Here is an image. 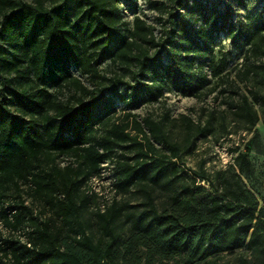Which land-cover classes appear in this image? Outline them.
I'll return each mask as SVG.
<instances>
[{
	"label": "trees",
	"instance_id": "16d2710c",
	"mask_svg": "<svg viewBox=\"0 0 264 264\" xmlns=\"http://www.w3.org/2000/svg\"><path fill=\"white\" fill-rule=\"evenodd\" d=\"M120 1L0 0V264H216L243 247L238 264H264V193L243 183L253 176L247 152L236 148L239 172L220 189L190 186L177 172L186 145L165 130L168 116L137 119L131 111L164 89L203 99L218 83L223 94L240 81L248 88L237 113L250 128L264 125V45L254 36L260 29H250L258 16L232 22L229 4L221 15L203 0H160L155 24L135 15L128 26ZM214 30L247 44L232 78L224 57L208 56ZM100 56L118 71L104 77ZM63 87L78 96L59 98ZM114 99L125 112L113 121ZM182 117L188 140L192 121ZM252 137L258 140L256 129ZM60 156L72 160L60 166ZM105 162L113 163L115 195L135 191L142 201L114 195L89 216L95 195L82 185ZM159 182L162 202L154 194ZM22 193L57 220L36 216Z\"/></svg>",
	"mask_w": 264,
	"mask_h": 264
},
{
	"label": "rangeland",
	"instance_id": "374dc122",
	"mask_svg": "<svg viewBox=\"0 0 264 264\" xmlns=\"http://www.w3.org/2000/svg\"><path fill=\"white\" fill-rule=\"evenodd\" d=\"M24 1L33 2V0ZM45 1L47 2L48 0ZM159 1L160 0H121L118 3V10L122 20L128 26H130L132 18L135 15H139L145 18L149 23L155 24L157 13L152 7L154 2ZM203 2L209 10H213V12L221 15H224L225 8L227 4H229L231 9L230 19L232 22L244 18L245 22L248 23L258 16L257 22L251 24L250 29L254 30V32L260 29V32H256L254 36L257 43L264 45V0H203ZM196 26H198V24H196ZM158 30L159 28H157L156 31ZM247 48V44L243 45L241 42L234 44L223 31L214 30L212 32L208 56H210L211 52L216 60L224 57L227 63L224 72L230 70V78H232L234 75V68L236 66L240 67V64L244 60V55H247ZM256 56L262 57V54ZM254 57L255 56L252 55V58ZM258 61L259 58L256 59L257 63ZM162 62L164 64L167 63L166 56L162 57ZM97 64L100 73L106 78L110 77L114 71H118V68L109 64L108 59L104 56L99 57ZM70 70L74 76L82 80L84 85L88 88H93L92 81L87 75L82 74L79 69L73 66ZM125 78H128V76ZM237 82H239V89L232 84L228 87L227 92L223 94L218 93L220 88V83H218L215 91L203 99L183 96L173 90L164 89L162 95L158 96L156 100L138 103L131 111L137 116V119L151 116L158 120L161 118L164 119L165 115L168 116L164 121L165 130L172 139L186 145V148L183 149L180 154L181 157L177 162V172L180 176H183L184 179L186 178L185 180L190 186L193 184H201L207 190H212L214 187L220 189L221 186L227 184L226 179L235 180V173L239 172L235 159L238 153L236 148H238V150L247 152L253 170L251 179L243 177V183L262 194L264 193V125L262 121L259 120L253 128H250L237 113L239 93L248 88L244 83L240 81ZM105 84H107V82H105ZM123 89V86H119L120 91ZM58 94V97L63 100L72 98L73 96L76 98L78 96L71 87L61 88ZM114 104L117 112L116 117L112 118V120H115L117 117L120 118L125 112L123 111L124 105L117 99H114ZM253 105L255 107L258 106L257 103ZM182 116H187L191 118L192 121V135L188 140L183 137L186 125ZM196 127L204 128V132L199 133ZM102 128H105V126L98 127L97 134L102 132ZM254 129L258 132V140L252 137ZM155 146L159 149L160 153L168 154V151L163 149L160 144L155 143ZM71 160L72 158L67 156H60L58 159L60 166L66 165ZM99 172V174L92 175L88 182L82 185L84 192H86L89 197L93 194L95 195V198H90L89 213L86 214L89 216L92 215L93 210L97 206L102 209L115 195L112 185L115 181L113 163H103ZM198 172H206L211 183L208 184L200 180V173ZM154 194L158 197L157 202H162L165 199L160 182L155 184ZM21 195L25 202L33 207V213L36 216L40 218L54 216V219L57 220L55 213L51 211V209L44 208L42 213L39 212V210L41 211L43 209L39 200L31 199L26 193H22ZM141 195L142 194H137L135 191H129L115 196L117 199L121 198L128 202H135L142 201ZM31 201H33V203H31ZM260 204L264 206L262 200ZM244 250L243 247L231 253H224L216 264H238L239 261L237 258L239 253Z\"/></svg>",
	"mask_w": 264,
	"mask_h": 264
}]
</instances>
